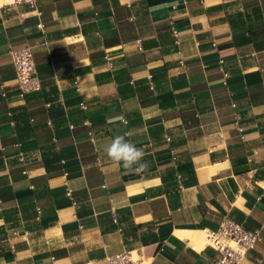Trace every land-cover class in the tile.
Returning <instances> with one entry per match:
<instances>
[{
  "label": "crops",
  "instance_id": "1",
  "mask_svg": "<svg viewBox=\"0 0 264 264\" xmlns=\"http://www.w3.org/2000/svg\"><path fill=\"white\" fill-rule=\"evenodd\" d=\"M125 134L147 172L107 158ZM224 219L260 231L241 264H264V0L0 5V264H213L177 233Z\"/></svg>",
  "mask_w": 264,
  "mask_h": 264
},
{
  "label": "built area",
  "instance_id": "2",
  "mask_svg": "<svg viewBox=\"0 0 264 264\" xmlns=\"http://www.w3.org/2000/svg\"><path fill=\"white\" fill-rule=\"evenodd\" d=\"M9 5L27 4L30 9L37 12V0H7ZM42 30V24L38 25ZM175 38V44H179L177 28H171ZM138 49L141 50V42L137 41ZM10 55L14 64L18 88L22 95L37 92L41 89V82L37 75L32 47H24L11 50ZM106 63L112 66L109 56ZM169 140V138H167ZM114 220L116 218L114 216ZM203 233L204 246L215 252L213 264H241L247 253L254 250L261 240L260 231H248L238 222L224 219L217 228L201 231ZM106 264H147V260L137 251H125L118 254L107 255Z\"/></svg>",
  "mask_w": 264,
  "mask_h": 264
},
{
  "label": "clouds",
  "instance_id": "3",
  "mask_svg": "<svg viewBox=\"0 0 264 264\" xmlns=\"http://www.w3.org/2000/svg\"><path fill=\"white\" fill-rule=\"evenodd\" d=\"M7 0H0V5ZM104 152L108 159L121 165L129 174H142L149 170L150 163L145 160L146 153L143 148L137 147L126 139L125 135H117L105 145Z\"/></svg>",
  "mask_w": 264,
  "mask_h": 264
},
{
  "label": "bare ground",
  "instance_id": "4",
  "mask_svg": "<svg viewBox=\"0 0 264 264\" xmlns=\"http://www.w3.org/2000/svg\"><path fill=\"white\" fill-rule=\"evenodd\" d=\"M181 232H178L177 234H178V237L179 236H181V237H186V238H188L189 239V241H190V245L194 248V249H196V250H201V248L204 246V245H202V243H199V242H197V238H196V236H194V233H192V232H182V230H180ZM180 237V238H181ZM184 238H181V239H184ZM185 238V239H186Z\"/></svg>",
  "mask_w": 264,
  "mask_h": 264
},
{
  "label": "rangeland",
  "instance_id": "5",
  "mask_svg": "<svg viewBox=\"0 0 264 264\" xmlns=\"http://www.w3.org/2000/svg\"><path fill=\"white\" fill-rule=\"evenodd\" d=\"M192 233H193V232H192ZM194 236H196V238H197V242L202 243V245L205 244L204 239H203V233H202L201 231H199V232H195V233H194Z\"/></svg>",
  "mask_w": 264,
  "mask_h": 264
}]
</instances>
